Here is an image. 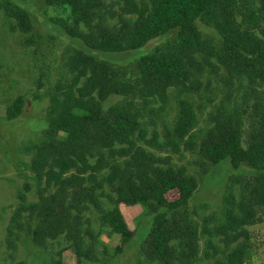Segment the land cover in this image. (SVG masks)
<instances>
[{"label": "trees", "instance_id": "1", "mask_svg": "<svg viewBox=\"0 0 264 264\" xmlns=\"http://www.w3.org/2000/svg\"><path fill=\"white\" fill-rule=\"evenodd\" d=\"M31 1L0 3L28 42L34 41L25 7ZM45 1L62 15L55 20L62 33L83 47L68 60L70 78L51 94L42 139L28 147L38 200L21 193L14 221L36 246L64 237L78 263L94 262L103 232L90 215L119 236L122 253L135 234L121 206H140L151 217L141 264H196L201 233L190 203L199 180L174 163L175 155L192 153L202 166L256 170L252 196L229 200L218 230L228 250L215 264H245L248 246L237 242L264 205V0ZM199 22L219 41L205 37ZM129 54L139 55L131 79L112 62ZM210 74L220 77L226 97L200 127L192 98ZM174 94L172 121L149 135L146 114L163 111ZM23 108L18 98L8 121ZM32 188L25 186L27 193ZM172 191L177 198L169 199ZM208 248L217 252L212 241Z\"/></svg>", "mask_w": 264, "mask_h": 264}, {"label": "rangeland", "instance_id": "2", "mask_svg": "<svg viewBox=\"0 0 264 264\" xmlns=\"http://www.w3.org/2000/svg\"><path fill=\"white\" fill-rule=\"evenodd\" d=\"M4 1L0 0V3ZM25 7L31 16L33 42L27 40L30 35L13 29L14 20L0 10V264H55L56 261L62 264H141L151 217L144 215L140 206H121L135 234L122 253L117 252L119 236L109 228L101 227L98 214L90 215L94 228L103 232L102 245L97 251L98 260L94 262L84 260L78 263L74 249L69 247L64 237L50 241L45 247L36 246L27 231L14 221L21 205V193L25 192L31 202L38 200L37 182L30 170L33 154L28 147L42 139L51 94L59 81L70 78L68 60L75 49L83 47L79 41L62 33L58 21H55L62 15L49 8L45 0L31 1ZM198 24L205 37L219 41L214 29L203 22ZM163 40L154 41L146 51H151ZM138 56L129 54L112 62L131 79L137 75ZM225 97L226 90L219 76L210 74L203 78L202 89L192 98L198 109L200 127L206 125L210 112ZM18 98L24 100L22 114L15 121H8V111ZM176 103L174 94L163 111L146 114L149 135L155 129L161 133L165 131L175 115ZM198 160V155L192 153L174 156L176 165L186 166L189 173L199 180L198 190L190 203L201 233L200 259L196 264H215L228 250L227 238L218 230L225 224L229 200L235 198L238 202L243 194L252 196L257 173L247 166L234 169L229 163L219 167L202 166ZM28 184L33 188L27 193L25 186ZM177 197L176 191L170 192L169 199ZM247 229L248 236L237 242L248 246L245 264H264V205L256 207L254 221ZM209 241L216 245L217 252L208 248ZM206 252L211 256L207 257Z\"/></svg>", "mask_w": 264, "mask_h": 264}]
</instances>
